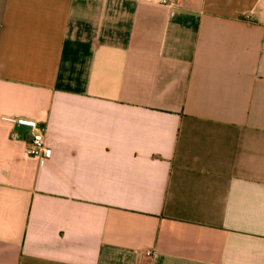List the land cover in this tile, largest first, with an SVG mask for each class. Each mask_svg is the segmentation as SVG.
<instances>
[{"label": "crops", "instance_id": "obj_1", "mask_svg": "<svg viewBox=\"0 0 264 264\" xmlns=\"http://www.w3.org/2000/svg\"><path fill=\"white\" fill-rule=\"evenodd\" d=\"M169 1L0 0V264H264V0Z\"/></svg>", "mask_w": 264, "mask_h": 264}, {"label": "built area", "instance_id": "obj_2", "mask_svg": "<svg viewBox=\"0 0 264 264\" xmlns=\"http://www.w3.org/2000/svg\"><path fill=\"white\" fill-rule=\"evenodd\" d=\"M149 1L159 5H170L169 0H142ZM16 126L30 130L26 151L29 157L38 161L48 160L52 156V150L45 140L46 126L38 123L36 120L25 117H15L9 119Z\"/></svg>", "mask_w": 264, "mask_h": 264}]
</instances>
